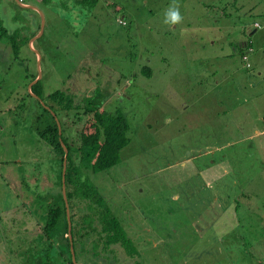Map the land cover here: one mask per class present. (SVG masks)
Wrapping results in <instances>:
<instances>
[{"label":"rangeland","instance_id":"obj_1","mask_svg":"<svg viewBox=\"0 0 264 264\" xmlns=\"http://www.w3.org/2000/svg\"><path fill=\"white\" fill-rule=\"evenodd\" d=\"M83 1L21 0L33 11L0 0L7 32H0V264H32L51 244L56 248V238L48 241L43 229L60 198V163L37 130L44 104L54 108L47 95L66 91L82 105L95 87L106 112L126 116L130 142L115 166L84 173L137 248L130 257L114 244L96 260L256 262L251 251L261 242L264 254V236L248 235L264 228V132L244 130L233 120L242 119L238 108L227 115V93L236 89L225 75L240 60L227 58L234 47L228 41L248 38L242 26L256 15L238 21L239 0H177L183 21L169 26L164 14L171 0H97L91 8ZM221 6L230 19L216 14ZM40 13L43 33L29 44L39 33ZM12 35H18V56ZM212 72L222 79L219 86L211 82ZM40 75L34 97L29 86ZM81 118L63 120L75 134L86 116ZM86 209L77 202L74 219ZM87 231L85 247L91 249L97 233ZM242 231L246 235L238 237ZM87 251L77 264L91 257Z\"/></svg>","mask_w":264,"mask_h":264},{"label":"trees","instance_id":"obj_2","mask_svg":"<svg viewBox=\"0 0 264 264\" xmlns=\"http://www.w3.org/2000/svg\"><path fill=\"white\" fill-rule=\"evenodd\" d=\"M96 3L97 0L82 2L89 8L95 6ZM0 32L7 35L1 20ZM17 36H9L15 56H18ZM39 82L40 80L30 89V92L37 97H39ZM46 98L54 102V108L50 104H44L49 109L44 108L42 128H38L37 131L41 139L53 147L58 157L60 163L59 188H61L62 162L65 153L62 143L68 150L64 184L71 212V236L76 263H80L81 251L87 253L89 250L91 257L82 259L83 264H87V261L100 264L96 260L101 255L100 252H104L107 247L114 244L123 247L126 254L133 257L137 254V248L133 241L123 228L120 219L112 212L104 196L100 192L98 193L84 173L85 168L90 167L93 173H98L106 171L118 163L121 150L130 142L128 135L130 124L126 116L119 111L108 113L101 107L102 91L99 87H95L82 105L75 104L73 95L62 90H54ZM79 109H82V113H79ZM82 114L86 116L82 129L75 130L76 133L73 134L72 125H66L63 118L74 116L79 121L82 119ZM55 118L61 125V133H59ZM39 120L37 118V123ZM58 196L60 198L59 200L57 198L56 205L50 208L43 229L48 241L56 238V248H53L51 244L46 252L33 258L32 264H72L65 201L61 192L58 193ZM77 202H83L89 210L86 209L87 212L75 220L73 208ZM87 229L97 233V237L92 240L91 249L85 247ZM62 233L67 235L63 238ZM59 235L61 239L57 238Z\"/></svg>","mask_w":264,"mask_h":264},{"label":"crops","instance_id":"obj_3","mask_svg":"<svg viewBox=\"0 0 264 264\" xmlns=\"http://www.w3.org/2000/svg\"><path fill=\"white\" fill-rule=\"evenodd\" d=\"M10 5H13L15 2L13 0H7ZM16 1V0H15ZM223 1L222 4H228L231 0H220ZM239 8H236L239 13V20L243 14L247 15H256L253 21L248 24H243L242 29L247 30L248 38H236L228 41V44L234 43V47H230L231 50H228L227 58L234 59L239 57V62L235 61L231 63L230 66H233L232 72H226L227 78H231L230 82L234 83V87L236 89V93L232 94V92L227 93L226 103L228 105L227 115H234L236 109L238 108V112L241 111L242 119H233L235 121H239V123L243 124L244 130L254 131L255 134L264 132V0H239ZM20 6L24 9H28L25 4L21 2ZM223 9L222 12L216 13L219 15L221 19H230L231 13L227 12L224 6H221ZM215 11V7L212 8ZM225 10V11H224ZM33 11H35L33 9ZM260 22L261 27H255L254 23ZM214 23H218L214 21ZM242 23V22H239ZM247 25V27H245ZM207 28H202L206 30ZM217 31H221L220 28H216ZM229 36V35H228ZM211 41V44L217 43L216 37H214ZM251 38L253 39L251 41ZM248 54V59H244L243 55ZM242 55V56H241ZM237 56V57H236ZM249 63V66H247ZM239 65V66H238ZM212 83L215 86H219L222 82V79L216 78V74L212 72ZM237 83V84H235ZM241 103V104H240ZM251 114L254 116L251 117ZM255 115H258L255 117ZM238 226L244 227L243 222H238ZM261 225V224H259ZM238 237L244 234L237 233ZM250 237H261L264 236V228L249 234ZM257 243L261 245V247L257 248ZM255 243L256 250L251 251L257 258L256 262L247 261V264H264L263 258L264 254L262 252L263 243L257 242ZM253 245V244H252ZM251 245V246H252Z\"/></svg>","mask_w":264,"mask_h":264},{"label":"water","instance_id":"obj_4","mask_svg":"<svg viewBox=\"0 0 264 264\" xmlns=\"http://www.w3.org/2000/svg\"><path fill=\"white\" fill-rule=\"evenodd\" d=\"M16 3L19 5L21 4V0H16ZM23 7H27V8H33L37 11V9L33 6H23ZM41 15V23H40V28H39V33L38 35L32 39L30 41L29 44H32V42L41 37L42 33H43V29H44V16L42 13H40ZM41 79V75L38 77V79L34 82L31 83V85L29 86V88L31 89V87L36 83L38 82L39 80ZM34 97H37L35 95H33ZM47 108V107H46ZM49 109V108H47ZM52 115H54L53 112H51ZM56 120V123H57V126L59 127V133H61V125H59V122L58 120L55 118ZM62 146L64 148V159H63V162H62V174H61V195L62 197L64 198V201H65V207H66V218H67V222H68V227H67V231H68V238H69V241H70V254H71V261H72V264H77L76 261H75V255H74V250H73V246H72V236H71V221H70V209H69V203H68V199L66 197V193H65V184H64V174H65V166H66V157H67V153H68V150L66 148V146L62 143Z\"/></svg>","mask_w":264,"mask_h":264},{"label":"clouds","instance_id":"obj_5","mask_svg":"<svg viewBox=\"0 0 264 264\" xmlns=\"http://www.w3.org/2000/svg\"><path fill=\"white\" fill-rule=\"evenodd\" d=\"M182 21L183 16L181 15L180 6L177 0H171V3L164 14V23L173 26L182 23Z\"/></svg>","mask_w":264,"mask_h":264},{"label":"built area","instance_id":"obj_6","mask_svg":"<svg viewBox=\"0 0 264 264\" xmlns=\"http://www.w3.org/2000/svg\"><path fill=\"white\" fill-rule=\"evenodd\" d=\"M254 26L255 27H261V23L260 22H255L254 23ZM243 58L246 59L247 58V55H243ZM247 66H249V63H247Z\"/></svg>","mask_w":264,"mask_h":264}]
</instances>
